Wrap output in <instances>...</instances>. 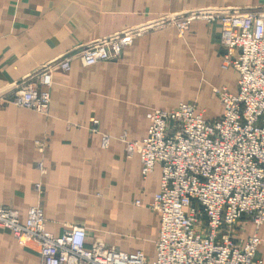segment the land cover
Returning a JSON list of instances; mask_svg holds the SVG:
<instances>
[{
	"label": "crops",
	"instance_id": "obj_1",
	"mask_svg": "<svg viewBox=\"0 0 264 264\" xmlns=\"http://www.w3.org/2000/svg\"><path fill=\"white\" fill-rule=\"evenodd\" d=\"M250 8H264V0H0V98L47 63L123 30L194 10ZM220 35L219 22L197 20L183 33L169 24L137 38L116 62L85 68L74 60L69 72L53 74L47 115L0 100V206L18 210L25 222L39 203L34 186L41 183L49 233L59 237L83 227L88 247L103 243L154 260L146 248L153 242L155 249L160 217L149 205L161 167L143 179L139 155L128 156L126 142L147 137V114L155 109L196 101L206 119L222 116L214 89L236 93L238 73L222 67ZM202 80L220 104L211 116ZM95 120L98 132L91 131ZM102 135L110 137L106 149ZM39 164L47 168L44 175ZM244 225L238 243L258 235L257 258L264 262V224ZM0 264L41 259L0 228Z\"/></svg>",
	"mask_w": 264,
	"mask_h": 264
},
{
	"label": "built area",
	"instance_id": "obj_2",
	"mask_svg": "<svg viewBox=\"0 0 264 264\" xmlns=\"http://www.w3.org/2000/svg\"><path fill=\"white\" fill-rule=\"evenodd\" d=\"M197 20L221 24L222 67L238 73L237 92L214 89L223 107L214 120L205 118L196 101L155 109L147 114V137L126 142L128 156L139 155L143 179L161 167L160 188L149 205L160 217L155 259L103 243L88 247L83 227L59 237L49 233L43 185L37 183L39 203L26 221L18 210L0 206V228L18 244L32 246L41 264H264L257 258L259 236L239 244L233 229L246 218L256 227L264 224V8L194 10L123 30L47 63L0 100L47 115L55 72H69L74 60L85 68L116 62L146 32L172 24L183 33ZM98 125L93 121L91 131L98 132ZM109 143L102 135V148ZM46 147V141L39 143L41 152ZM39 170L46 173L43 164Z\"/></svg>",
	"mask_w": 264,
	"mask_h": 264
},
{
	"label": "rangeland",
	"instance_id": "obj_3",
	"mask_svg": "<svg viewBox=\"0 0 264 264\" xmlns=\"http://www.w3.org/2000/svg\"><path fill=\"white\" fill-rule=\"evenodd\" d=\"M224 70H232V69H224ZM201 75H202V77H204V73H201ZM201 89H202V92H205L204 95L206 96V98H207V96H209V98L211 100V101H208V103L210 104L209 109H208L209 116L213 115V113H215L216 110L217 111H220V109H221L220 108V104L217 102L216 99H214V97L212 96L211 88L208 89V87L206 85V82L204 80H202ZM11 95H12V93L10 94V97H11ZM43 141H46V140H43ZM46 143H47V141H46ZM38 147H39V144H38ZM46 171H47V168H46ZM248 221H250V220L248 218H246V219L241 220L239 223H237L233 227V229L235 230V234H237L238 236L245 235L246 234V229H245L246 226L244 224H246ZM121 224L124 225L126 228H129L130 230H133L134 229L133 223L131 221H129L127 223L125 220H123L121 222ZM154 252H155L154 243L152 242V243H150L147 246L146 253H147V255H150V257L152 259L154 257Z\"/></svg>",
	"mask_w": 264,
	"mask_h": 264
}]
</instances>
